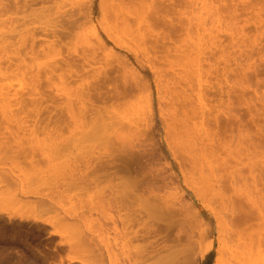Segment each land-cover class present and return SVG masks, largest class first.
<instances>
[{"label":"rangeland","instance_id":"rangeland-1","mask_svg":"<svg viewBox=\"0 0 264 264\" xmlns=\"http://www.w3.org/2000/svg\"><path fill=\"white\" fill-rule=\"evenodd\" d=\"M88 6L93 9L91 15L76 16L80 20L74 33L48 34L56 20L67 24L65 15L78 14ZM13 11L6 14L7 28L15 32L8 37L0 75V264L157 263L156 259L133 261L142 246L156 237L144 241L135 235L141 226L133 215L140 217L137 212L148 207L149 195L134 197L131 205L121 208L115 198L126 184L120 185L118 176L119 181L115 176L109 184L104 177L94 178L96 171L101 172L97 159L104 153L102 143L109 142L95 135H102L101 125L109 130L103 134L119 141L118 136L125 135L128 144L150 121L157 125L153 137L162 148L161 157L152 165L160 168L168 162L172 167L166 175L175 173L173 185L158 194L163 201L183 196L185 210L191 209L185 217L200 213L193 219L183 215L172 219L160 212L148 219L142 214L139 221L154 220L149 223L165 235L167 230L162 231L171 221L182 219L183 227L177 224L176 228L196 236L207 216L212 219L213 213L227 214L233 208L237 216L249 215L241 228L264 259V96L261 101H249L257 97L256 87L258 95H264V0H21L19 10ZM167 34L170 37L163 39ZM77 53L95 58L87 63ZM105 54L110 56L105 58ZM61 56L70 63L77 58L72 66L78 73L73 78L63 71L66 63ZM114 56L127 57L124 68L117 66ZM100 66L108 68L106 84H101L105 71L100 80L96 78ZM140 75L150 83L148 88L134 89L111 101L113 85L122 89L124 82L141 80ZM84 78H93L88 81L95 91L100 89L97 94L106 93L103 103L95 101V107H102L96 118L98 110L85 113L78 104V86ZM38 92L48 100L42 103L48 109L36 116V108H41ZM163 121L169 124L168 132L161 128ZM211 135L213 148L206 138ZM163 136L173 145L162 141ZM113 139L107 144L111 146ZM110 146L107 155L116 157L117 150ZM142 160L144 165L146 160ZM146 162L144 170L132 172L134 176L149 177L143 175L149 171ZM90 165L94 169H88ZM116 166L125 165L118 160ZM205 180L218 182L220 195ZM184 233L181 240H187L188 233ZM214 239L195 237L191 245L185 240L163 249L161 256L169 262L170 253L176 251L177 264H214L217 244L200 257Z\"/></svg>","mask_w":264,"mask_h":264},{"label":"bare ground","instance_id":"bare-ground-1","mask_svg":"<svg viewBox=\"0 0 264 264\" xmlns=\"http://www.w3.org/2000/svg\"><path fill=\"white\" fill-rule=\"evenodd\" d=\"M34 2V1H33ZM114 1H112V2H110L111 4L113 3ZM26 4V3H25ZM120 4V3H119ZM118 4V5H119ZM20 5H21V0H9V1H6V0H0V75H1V73H2V69H3V64H4V61H5V51H6V47H7V44H9L8 43V37H12L11 36V34H14V32H15V30H14V28H10V29H8L7 28V11L9 10V9H13L14 11H13V14L17 11V10H19V8H20ZM86 6V5H85ZM92 6V5H91ZM101 6V5H100ZM113 6H114V4H113ZM120 6V5H119ZM123 6V5H122ZM103 7H104V5H103ZM112 7V6H111ZM115 7V6H114ZM116 7H117V4H116ZM121 7V6H120ZM104 9L106 10L107 8L106 7H104ZM153 9V8H152ZM157 9V8H156ZM115 10H116V8H115ZM161 10V9H160ZM71 11V10H70ZM77 11H79V10H77ZM93 11V9L91 8V7H84V8H82L79 12H78V14H70L69 12V14H67V15H65L64 16V20H66L67 21V24H69V25H67V24H64V25H62L64 22H63V20L62 21H60L59 22V20L57 21L56 20V22H59L60 24H58V23H52V25L49 27L50 29L47 31V32H49L48 34H55V36L56 37H58L56 34H72V33H74L73 31L76 29V27L78 26V23L76 22L78 19H76V16H77V18H78V16H84V17H87L88 15H91V12ZM99 12V11H98ZM157 12V11H156ZM73 13V12H72ZM77 13V12H76ZM160 15V14H159ZM161 16V15H160ZM154 17V16H153ZM156 18V17H155ZM164 18V17H163ZM79 20H80V18H79ZM78 20V21H79ZM150 21V20H149ZM77 23V24H76ZM167 24V23H166ZM67 25V26H66ZM75 25H77V26H75ZM66 26V27H65ZM108 37V36H107ZM110 37V36H109ZM108 37V38H109ZM170 37V35H163V39H166V38H169ZM111 38V37H110ZM214 38V37H213ZM235 38V37H234ZM215 39V38H214ZM217 39V38H216ZM156 40V39H155ZM154 40V42H155V44L156 45H154V42H153V49H155V48H157L156 46H157V42ZM236 40V39H235ZM157 41H158V39H157ZM159 42V41H158ZM241 42V41H240ZM53 42H51V44H52ZM55 43V42H54ZM236 43H238V42H236ZM98 44L99 45H103V42H102V40L100 39V38H98ZM235 44V43H234ZM240 46V45H239ZM240 48V47H239ZM150 52V51H149ZM153 53V52H152ZM93 54V53H92ZM95 54V53H94ZM93 54V55H94ZM59 55V54H58ZM74 55H77L78 57H82L83 56V60L85 61V62H87V63H89L88 61H90L89 59H91L92 57H89L88 55L89 54H82V55H78V53L77 54H74ZM96 55V54H95ZM94 55V56H95ZM106 55L107 54H105V58H106ZM148 55V54H147ZM91 56V55H90ZM108 57L110 56V55H107ZM107 57V58H108ZM155 57V56H154ZM237 57V56H236ZM76 60H77V58L76 57H74ZM95 57H93L92 59H94ZM148 58H149V56H148ZM75 59H74V62H71L70 63V61L69 60H67L66 59V57L64 58V56H61V61L63 62H65L66 63V65H65V69L64 68H62L63 69V71L65 70V72L68 74V76H69V78H73L74 76H72V74L73 73H78V70H76L75 69V67L74 66H72V64H75L76 62H75ZM112 59L114 60V62L117 64V66L120 68H124V67H122V66H124L125 64H127V57H122V56H114V57H112ZM234 60L235 61H237V59H235V57H234ZM73 61V60H72ZM148 62H149V60H148ZM157 62V61H156ZM238 63V62H237ZM149 64H150V62H149ZM110 64H108V65H106V66H109ZM112 65V64H111ZM110 65V66H111ZM66 66H68V67H66ZM109 66V67H110ZM153 66V65H152ZM74 67V68H73ZM105 68V67H104ZM103 67H101L100 66V68L98 67V69L96 70V74H97V76L98 77H96L97 79L99 78V80H100V75L105 71V75H104V77L103 78H101V84H103L104 82V84H106L107 82L106 81H104L103 82V80L104 79H106L107 80V78H108V74H107V72H108V68L107 69H104ZM55 69H57V68H52L51 69V73H53L54 71H55ZM106 70H107V72H106ZM60 71H62V70H60ZM83 71H84V69H83ZM48 73H49V71H48ZM104 74V73H103ZM102 74V75H103ZM142 75V74H141ZM140 75V76H141ZM95 77H93L94 79H95ZM102 77V76H101ZM93 78H88V79H90V80H92ZM86 78H84L83 79V82L82 83H80L79 84V86H78V93H79V103L78 104H82V108L81 109H84L86 112L85 113H88V112H91V111H93V110H95V111H97L98 110V114H96L95 116H93L92 114L94 113H90V115L89 116H93V118H96L97 116H99V109L100 108H102L101 106H100V108L98 109L97 107H95V101H102L104 98V100H107L106 98L107 97H105V95H106V93H104V92H102V91H100V92H102L103 94H105L104 96H103V94H101V93H98L97 94V92L96 91H99V90H96L95 91V89H94V87L93 86H95V85H92L93 83H91V81L89 80L88 81V79L87 80H85ZM109 80H110V77L108 78ZM82 80V79H81ZM66 81V80H65ZM92 82H93V80H92ZM100 82V81H99ZM110 82V81H109ZM109 82H108V84H109ZM96 83V82H95ZM100 84V85H101ZM99 84H97V86H100ZM117 85V84H116ZM114 86L113 85V88L115 87V91H114V89H113V92H114V97H115V99H114V97L111 99V101H114V100H117L118 98H120V97H124V95L126 96V94L127 93H130V92H132V90H134V89H146V88H148L149 87V85H150V83L148 82V81H144V79H143V76H141V80H135L132 84H127V82H124V87L121 89V88H119V86ZM96 86V87H97ZM108 86V85H107ZM93 87V88H92ZM100 88H101V86H100ZM94 89V90H93ZM103 88H101V90H102ZM0 90H1V86H0ZM38 90V89H37ZM93 90V91H92ZM95 91V92H94ZM37 92V91H36ZM113 92H111V93H113ZM254 92H255V94L257 95V97L256 98H254L253 96H251V97H253L252 99H250L249 101H251V100H253L254 99V101L257 99V101L259 100V101H261L262 99H263V96L264 95H261V96H259L260 95V91H258V88L256 87V89L254 90ZM38 95V104L40 105V107L41 108H36V116H39L40 114H41V112L42 111H45V110H47L48 109V105H46V106H44L43 107V105H42V103L43 102H47L48 100L46 99V98H44L43 97V95L41 94V92L39 93H37ZM131 94V93H130ZM228 94H229V92H228ZM259 94V95H258ZM76 95V94H75ZM78 95V94H77ZM128 95V94H127ZM107 96L109 97L110 96V94H109V92L107 93ZM230 96V95H229ZM111 97V96H110ZM110 97H109V99H110ZM95 99V100H94ZM200 99V98H199ZM228 99H230V98H228ZM103 100V101H104ZM103 101H102V103H103ZM111 101H108L109 103L111 102ZM75 102V101H74ZM105 102H107V101H105ZM200 102H202V101H200ZM77 103V102H76ZM203 103V102H202ZM251 103H253V102H250L249 104H251ZM72 104V103H71ZM105 104V107H107V104L106 103H104ZM113 104V103H112ZM201 104V103H200ZM255 105V104H254ZM199 106V105H198ZM197 106V107H198ZM202 106V105H201ZM200 106V107H201ZM67 107V106H66ZM78 107V106H77ZM99 107V106H98ZM254 108H255V110H256V106H253ZM70 108V107H69ZM199 108V107H198ZM202 108V107H201ZM79 109V108H78ZM81 109H79V110H81ZM103 109H105L104 107H103ZM106 109H108V108H106ZM105 109V110H106ZM205 109V108H204ZM204 109H202V110H204ZM207 109V108H206ZM70 110V109H69ZM71 110H72V108H71ZM78 110V113H80V111ZM84 110H83V112H84ZM73 111V110H72ZM71 111V112H72ZM88 111V112H87ZM82 111H81V113L82 114H85V113H83ZM205 112V111H204ZM80 113V114H81ZM101 113V112H100ZM205 113H209V111H206ZM79 114V116L81 117L82 115H80ZM95 114V113H94ZM88 115V114H87ZM100 115H102V114H100ZM206 116H208V115H206ZM83 117V116H82ZM84 117H85V115H84ZM102 117V116H101ZM100 117V118H101ZM203 117H205V116H203ZM37 118V117H36ZM34 120H36L37 121V119H34ZM98 120H99V118H98ZM205 120H206V118H205ZM50 122V121H49ZM205 121H203V123H204ZM47 123H48V121H47ZM57 124V123H56ZM95 124H97V129H100V126H99V122H97V123H95ZM162 125H161V128L165 131H169V129H166V127L168 128V126L167 125H169V124H167L166 123V121H163L162 123H161ZM61 126V125H60ZM103 126L104 125H101V129H100V131L101 130H105V128H103ZM202 126V125H201ZM204 126V125H203ZM203 126H202V128H203ZM54 127H55V124H54ZM53 127V128H54ZM58 127V126H57ZM207 127V126H206ZM60 128H62V127H60ZM156 128H157V125H156V123L154 122V121H150L148 124H147V126H146V128L143 130V132L141 133V132H138L136 135H135V138H133V140L131 141V142H129L128 144H127V141L125 140V138H126V136L124 135V137L125 138H122V135H119L118 137H120L121 136V139H120V141L117 139V137H114V139L112 138L114 135H108L109 137H111V139H113L115 142H118V144L116 145V143H114V141H112L113 143L111 144V146L109 145L110 143H111V139L107 136V135H105V134H103V133H108L109 132V130L106 128V131H104L103 130V132H102V135L103 136H105L104 138H103V136L101 135H98L97 133H95L96 131H97V129H96V127H95V129H93V131H94V133H95V135H97L96 137L98 138L99 137V140L101 141V139L102 140H105V138H106V140H108L109 142H105L104 144L102 143V145H106L105 146V149L107 148V147H112V148H110V149H113L114 148V150L116 149L117 150V156L115 157L114 155H110V156H112V158L110 159L109 158V155H107L108 153H109V148L108 149H104V153L103 152H99V154L100 153H103V154H101L100 156H99V158L97 159V160H99L98 162H100V166H99V164L98 165H96V166H99L100 167V169H99V167H98V169L101 171L100 173H98L97 171H96V176L94 175V173H92L95 177V179H99V178H102L103 179V177H104V181H107V183L108 182H113V180H115L116 178H117V180L119 181V178H120V185L121 184H126V187H124V189L123 190H125V191H123L122 193H119L118 194V196H116V198H115V202L116 201H119V205H120V207L121 208H126L127 206H129V205H131V203H132V200L134 199V197H135V199H137V200H139V199H141V198H143V197H141L142 195L143 196H145V194H148L149 195V197H148V207H146L145 209H143V210H140V211H138L137 213H139V218L137 219L135 216L136 215H133L134 216V218H133V220L134 219H136V221L139 223V225L141 226V228H140V230H138V231H136L135 232V235H136V238H138V239H144V241H146V239L148 238H150L151 236H153V237H157V236H159L160 238H156L155 237V239L154 240H149V242H146V244L144 245V246H142L143 248H141V251L140 252H137V254L135 255V258L133 259V261H135V262H137V261H139V263L140 262H147V261H149V260H151V259H156L157 260V263L158 264H175L176 263V261H177V257H178V252H176V251H174L173 252V254L172 253H170L169 255L170 256H172L173 258L171 259V261H169V262H167L166 261V259L168 258V257H166V256H164V255H162V256H164V258H166L165 259V262H164V260H163V257L161 256V252H162V250L163 249H167V247H169L168 249H171V248H173V247H175V246H179L180 244H182L181 242L182 241H185L186 240V238H185V240H181L182 239V236H181V233H184V230L185 231H187V229H185V228H183V230H181L182 229V227H183V224H182V222H180L182 225H180V223H179V221H181V220H179L178 219V221H171L167 226V228H165V230L164 231H162V232H166V230H167V232H166V234L164 235V234H161V233H157L159 230H157L156 229V227H155V223L154 224H150L151 223V221H154V220H151V221H146V220H143V221H139V220H141L142 219V217H144V216H148V219H154L155 218V216H156V213H158V212H160V213H162V214H165V215H167L168 217H170V218H172V219H174L175 217H179V216H182L183 215V217L184 218H186L185 217V213L187 212V211H189V210H191V209H189V210H185V208H186V205H184L185 203H182V202H184V200L182 201V197L183 196H178L177 197V199L176 200H174V201H168V200H166V201H163L162 200V198H161V196L158 194L159 192H160V190L161 189H166V188H169L170 187V185L172 184L173 185V179H172V175L173 174H175V173H171V175H166V173H167V169L169 170V169H171V167H172V165H170L168 162L167 163H165V167H160V168H156V167H154V165H152V164H154V162L156 161V160H158V158L159 157H161V155H162V148L161 147H159L158 146V143L155 141V139H154V135H155V133L157 132V130H156ZM204 128H205V126H204ZM199 130V129H198ZM201 130V129H200ZM206 130H207V128H206ZM211 130V129H210ZM167 131V132H168ZM208 132L207 133H209V130H207ZM202 133H204V132H206L205 130H204V132H203V130L201 131ZM93 133V134H94ZM205 134V135H207L208 136V134ZM91 134V133H90ZM93 134H91V135H93ZM117 134V133H116ZM115 134V135H116ZM203 134V135H204ZM210 134H211V132H210ZM117 136V135H116ZM146 136H148V138H147V140H144V138L146 137ZM100 137H102L101 139H100ZM204 137V136H203ZM211 137H212V135L210 136V137H206V138H208L209 140V145H212V144H210V142L213 140H211ZM118 140V141H116V139ZM200 138V137H199ZM212 138H214V136L212 137ZM123 139L125 140L124 142H123ZM97 141V140H96ZM162 141H165V143L166 144H168L167 142H169L168 141V137H166V136H163V140ZM98 142V141H97ZM107 143H109V144H107ZM164 143V144H165ZM170 143V142H169ZM212 143H214V141L212 142ZM171 145H173L172 143H170ZM107 145H109V146H107ZM168 147H169V145H167ZM167 147V148H168ZM171 147V146H170ZM211 147V146H210ZM214 146L212 145V148H213ZM127 148L129 149V151L131 152H133V153H130V152H127L126 150H127ZM208 148V147H207ZM172 149H173V146H172ZM171 149V150H172ZM161 150V151H160ZM174 150H175V148H174ZM213 150V149H212ZM241 150V149H240ZM91 151V150H90ZM113 151V150H112ZM111 151V152H112ZM170 151V150H169ZM231 151V150H230ZM127 152V153H126ZM213 152H214V150H213ZM234 152V151H233ZM126 153V154H125ZM170 153H171V151H170ZM170 153H169V155H170ZM173 153V152H172ZM259 153V152H258ZM263 153V152H262ZM114 154V153H113ZM128 156L127 158H128V160H125V158H123V156ZM176 154V152H174V154L173 155H175ZM254 154V153H253ZM89 155V154H88ZM166 155V154H165ZM172 155V156H173ZM262 155V154H261ZM125 156V157H126ZM171 156V157H172ZM177 156V154L174 156V158H173V160H176L178 157H176ZM84 157V156H83ZM86 157V156H85ZM91 157V156H90ZM107 157H108V159H110V160H107ZM163 157V156H162ZM166 157V156H165ZM164 157V158H165ZM258 157V156H257ZM126 158V159H127ZM129 158H130V160H129ZM167 158V157H166ZM171 158V159H172ZM264 158V157H263ZM142 159H145L146 161H149V166H148V169H149V171L148 172H145V174H143V175H147V176H149V177H145L144 176V178H139V177H137V176H134L133 175V171H135V174L136 173H138V172H136V171H138L139 169L140 170H142L143 169V167L145 166V163H147L146 161L144 162V165H143V161L144 160H142ZM96 160V159H95ZM118 160H121V161H123V165H125L124 167L123 166H116L117 165V162H118ZM141 160H142V162H141ZM264 160V159H263ZM79 161V160H78ZM127 161V162H126ZM141 163H140V162ZM177 161V160H176ZM194 161V160H193ZM133 163L132 164V168L130 167V165H131V163ZM264 162V161H263ZM128 163V164H127ZM180 163V161L178 162V164ZM96 164V163H95ZM127 164V165H126ZM139 164H140V166H139ZM142 164V165H141ZM75 167V166H74ZM77 167V166H76ZM94 167L95 166H89L88 167V169H94ZM118 167V168H117ZM182 167V166H181ZM181 167H179L180 169H181ZM78 168V167H77ZM81 168V167H80ZM146 168V167H145ZM144 168V169H145ZM68 169V168H67ZM72 169V168H71ZM86 169V168H85ZM97 169V168H96ZM143 169V170H144ZM180 169H179V171H180ZM65 170V169H64ZM80 171V170H79ZM88 171V170H87ZM94 171V170H93ZM133 172V173H132ZM140 172V171H139ZM183 172V171H182ZM65 173V172H64ZM144 173V172H143ZM69 174V173H68ZM70 176V175H69ZM91 176V175H90ZM116 176V177H115ZM119 178H118V177ZM114 177H115V179H114ZM89 178V177H88ZM92 179H93V177H92ZM83 180V179H82ZM99 180H101V179H99ZM87 181V180H86ZM96 181V180H95ZM110 182V183H111ZM115 182V181H114ZM175 183V182H174ZM204 183L205 184H208V186H210L212 189H213V191L215 192H217V190H216V188H217V186H218V190H219V188H220V186H219V183L218 182H212V181H207V180H205L204 181ZM218 183V184H217ZM109 184V183H108ZM115 185V184H114ZM119 185V186H120ZM125 186V185H124ZM175 188V187H174ZM220 191V190H219ZM135 193H137V195L135 194ZM196 193V195L198 196L199 194H198V192H195ZM193 194V193H192ZM216 194V193H215ZM217 194H219L218 192H217ZM220 195V194H219ZM140 196V198H136V197H139ZM195 196V195H194ZM197 196H195V197H197ZM147 197V196H146ZM114 199V198H113ZM112 199V200H113ZM149 199H151L150 201H152L153 200V202H150L149 203ZM109 200V199H108ZM147 200V199H146ZM191 200V199H190ZM111 201V200H110ZM110 201H108V202H110ZM112 202V201H111ZM114 202V201H113ZM114 202V203H115ZM135 202H137V201H135ZM145 202V201H144ZM189 203V202H188ZM116 204H117V202H116ZM187 204V203H186ZM133 205V204H132ZM115 206V205H114ZM135 206V205H134ZM141 206V205H140ZM187 208H190L189 206H187ZM119 210V209H118ZM230 210V209H229ZM228 210V211H229ZM130 211V210H129ZM204 211V210H203ZM220 211V210H219ZM192 212H194V211H192ZM197 212H199V211H197ZM196 212V213H197ZM230 213H221V212H219V213H213V212H211V213H213L212 215H211V217H212V219L209 217L208 218V216H207V219H206V222H205V226H204V228H202L203 230H198L199 231V234H197L196 236H194V234L192 235H190L189 236V233L188 232H185L186 234H187V240H186V242H187V244L186 245H191L192 243H194V238L195 237H210V236H214V241H213V243H212V245L210 246V247H207L206 249H202V256H200L202 259L206 256V254L207 253H209L211 250H213L214 248H215V246H216V244L218 245V248H217V256H216V258H215V263L214 264H264V259H262V258H260L259 257V252H258V247H256V248H253L254 246L252 245V243H250V240H249V236H248V233L246 232V230L245 229H242L241 228V226H244L243 224H241V223H245L248 219H249V215L248 214H246V213H238V216H237V212L235 211V210H233V208H232V210L231 211H229ZM135 213V212H134ZM196 213H195V215H196ZM200 213V212H199ZM129 214V213H128ZM142 214L144 215V216H142ZM187 214V213H186ZM189 214V213H188ZM206 214V213H205ZM236 214V215H235ZM130 215V214H129ZM132 215V214H131ZM164 215V216H165ZM194 214H193V218H195L196 216H195ZM120 216V215H119ZM163 216V215H162ZM192 216V215H191ZM236 216V217H235ZM131 217V216H130ZM182 217V218H183ZM120 218V217H119ZM147 218V217H146ZM165 218H166V216H165ZM180 218V217H179ZM187 218H189V219H191L190 218V216L189 217H187ZM192 218V219H193ZM199 219H200V217H198ZM234 218V219H233ZM158 219V218H157ZM177 219V218H176ZM204 219V218H203ZM162 220V218L160 219V221ZM164 220V219H163ZM198 220V219H197ZM205 220V219H204ZM211 220V221H210ZM159 221V222H160ZM166 221V220H165ZM201 221H203V220H201ZM214 221V223H212ZM162 223V222H161ZM165 223H167V222H165ZM204 223V222H203ZM202 223V224H203ZM131 224V223H130ZM164 224V223H163ZM177 224H178V226L180 227V226H182L181 228H176V226H177ZM126 226V225H125ZM129 226V225H128ZM161 226V225H160ZM199 226V225H198ZM203 226V225H202ZM164 227V226H163ZM130 228V227H129ZM175 228V229H174ZM173 229H174V231H176V232H173ZM177 229H180V231H183V232H180L179 230L177 231ZM201 229V228H200ZM190 230V229H189ZM129 232V231H128ZM184 233V234H185ZM194 233V232H193ZM134 235V234H133ZM186 237V236H185ZM183 239H184V236H183ZM200 243V242H199ZM203 244V243H202ZM255 245V244H254ZM107 246V245H106ZM256 246V245H255ZM194 247V246H193ZM201 247V246H200ZM206 247V246H205ZM109 248V247H108ZM139 248V247H138ZM167 249V250H168ZM257 249V250H256ZM109 250V249H108ZM188 250H190V249H188ZM198 250V249H197ZM201 250V249H200ZM204 250V251H203ZM188 252V251H187ZM198 252H200V251H198ZM109 254V253H108ZM101 255H103V253L101 254ZM110 255V254H109ZM196 255V254H195ZM104 256V255H103ZM170 256H169V258H170ZM109 257V256H108ZM112 258V257H111ZM111 258H109V259H111ZM179 258V257H178ZM194 258V257H193ZM197 258V257H196ZM111 261V260H110ZM180 261V260H179ZM198 261V260H197ZM204 261V260H203ZM164 262V263H163ZM167 262V263H166ZM183 262V261H182ZM157 263H155V264H157ZM178 263V262H177ZM176 263V264H177ZM195 263V262H194Z\"/></svg>","mask_w":264,"mask_h":264}]
</instances>
